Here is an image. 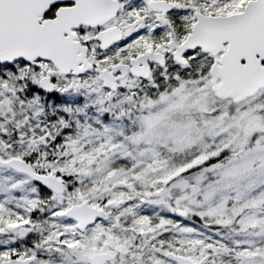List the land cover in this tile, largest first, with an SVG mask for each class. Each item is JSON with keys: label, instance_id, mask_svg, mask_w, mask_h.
<instances>
[{"label": "snow or ice", "instance_id": "1", "mask_svg": "<svg viewBox=\"0 0 264 264\" xmlns=\"http://www.w3.org/2000/svg\"><path fill=\"white\" fill-rule=\"evenodd\" d=\"M0 264H264V0H0Z\"/></svg>", "mask_w": 264, "mask_h": 264}]
</instances>
